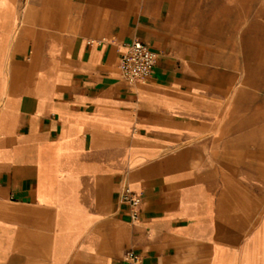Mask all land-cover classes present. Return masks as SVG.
Here are the masks:
<instances>
[{"label": "crops", "instance_id": "1", "mask_svg": "<svg viewBox=\"0 0 264 264\" xmlns=\"http://www.w3.org/2000/svg\"><path fill=\"white\" fill-rule=\"evenodd\" d=\"M201 6L0 0V264H264V28L235 52Z\"/></svg>", "mask_w": 264, "mask_h": 264}, {"label": "rangeland", "instance_id": "2", "mask_svg": "<svg viewBox=\"0 0 264 264\" xmlns=\"http://www.w3.org/2000/svg\"><path fill=\"white\" fill-rule=\"evenodd\" d=\"M209 0H202L201 11L203 13L201 21L195 23L196 31L204 34L208 30H218L219 42H225L226 32H231L232 42L235 52L240 53L239 48L243 41L245 32L257 30V24L260 21L264 28V6L257 5L258 0H218L219 3L228 2L235 5H219L209 7ZM249 3L250 5H237L238 3ZM206 3V4H205ZM222 34V35H221Z\"/></svg>", "mask_w": 264, "mask_h": 264}, {"label": "built area", "instance_id": "3", "mask_svg": "<svg viewBox=\"0 0 264 264\" xmlns=\"http://www.w3.org/2000/svg\"><path fill=\"white\" fill-rule=\"evenodd\" d=\"M156 58V53L147 44L134 39L120 52L118 61L120 76L127 83L144 80L151 74ZM141 198V194L128 187L121 192V200L129 205L130 216L134 221L139 218ZM123 260L125 264H144L142 255L133 249L125 252Z\"/></svg>", "mask_w": 264, "mask_h": 264}]
</instances>
